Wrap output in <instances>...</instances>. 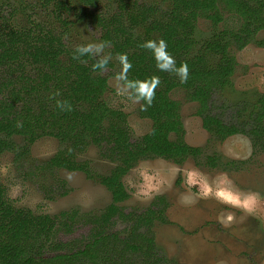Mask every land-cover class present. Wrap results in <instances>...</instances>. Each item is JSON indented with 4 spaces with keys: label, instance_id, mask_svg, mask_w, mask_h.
Here are the masks:
<instances>
[{
    "label": "trees",
    "instance_id": "1",
    "mask_svg": "<svg viewBox=\"0 0 264 264\" xmlns=\"http://www.w3.org/2000/svg\"><path fill=\"white\" fill-rule=\"evenodd\" d=\"M79 1L83 7L76 15L92 19L114 55L126 54L132 65L127 70L129 80L159 77L151 106L142 109L140 101L138 111L141 118L151 121V128L132 138L126 114L102 98L106 78L98 74L100 67L94 70L96 58L74 59V50L62 42L64 30L57 33L32 22L29 27H15L6 25L4 18L0 25V155L11 152L18 162L38 139L54 138L60 144L57 154L34 164L27 177L49 179L51 185L41 186L45 197L52 200L69 190L57 177L58 169L80 171L104 185L111 202L97 213L74 208L55 215H33L29 209L16 207L0 185V264H175L152 243L150 226L154 217L163 214V197L151 204L155 209L125 212L120 203L129 195L121 180L143 160L160 158L176 165L188 158L198 162L201 149L186 143L180 104L170 97L176 88L184 90L187 101L196 103L195 115L210 136L223 142L242 134L254 148L259 145L264 151V94L249 114L245 106L237 108L227 122L213 108L215 95L230 85L236 66L229 47L241 50L264 31V0H162L169 5L163 11L147 6L144 1L148 0H118L119 11L110 17L89 11L98 0ZM50 2L51 14L66 25L61 16L71 11L69 1L43 3L50 6ZM224 12L236 19L235 27L214 33L193 54L198 18L217 27L224 21ZM123 15L132 25L129 28L123 25ZM139 27L144 29L142 36L130 32ZM160 39L166 42L176 66L187 64L184 83L175 74L159 70L151 51L142 47L145 41ZM257 44L264 46L262 41ZM107 66L112 65L108 62ZM58 100L67 101L71 111H61ZM14 136L21 137L23 144L17 145ZM90 146L114 165L107 176L96 175L88 161L78 160ZM206 159L214 165L213 158ZM79 227H88L85 235L61 240ZM141 227L144 233L139 232Z\"/></svg>",
    "mask_w": 264,
    "mask_h": 264
},
{
    "label": "rangeland",
    "instance_id": "2",
    "mask_svg": "<svg viewBox=\"0 0 264 264\" xmlns=\"http://www.w3.org/2000/svg\"><path fill=\"white\" fill-rule=\"evenodd\" d=\"M42 1L0 0V9H10L4 14L5 18H10V23L18 27H29L33 22L49 26L57 33L64 30L62 41L69 49L100 41L101 31L89 19L78 21L74 10L64 12L65 27L52 17V9ZM69 1L73 8L80 5L78 0ZM115 7L114 0H99L97 11L102 15L111 14ZM223 17L224 21L217 27L200 18L196 39L203 43L214 33L235 27L236 19L226 12ZM261 41L264 42V31L257 33L253 41L241 50L234 45L229 47L228 52L234 57L236 66L230 85L215 95L213 104L215 114L223 120L232 118L239 107L245 106L249 111L257 104L258 97L264 94V46L257 44ZM105 51L108 52L107 48ZM119 69L115 62L113 69L101 72L102 76L108 77V89L102 98L109 107L126 114L131 136L136 139L149 132L151 122L139 116L140 102L129 100L118 90L114 76ZM170 97L180 104L186 143L200 147L204 155L219 154L223 167H197L192 160L181 165L160 158L143 160L123 178L130 196L123 205L126 209L143 210L156 196L166 199L165 222H156L153 231L159 251L176 264H264V152L253 151L250 140L244 135H233L223 142L210 141L200 118L195 115L196 103L185 99L182 88L173 90ZM13 139L17 145L23 144L21 137L14 136ZM59 147L56 139L43 137L35 141L29 147V154L18 162L13 160L11 152L1 154L0 168L7 167V171L0 172V185L7 197L16 207L29 209L33 215H55L74 208L83 212L101 210L110 202V194L101 183L88 179L82 172L59 169L57 177L67 183L69 190L65 196L52 200L45 197L41 186L51 185L49 179L43 181L27 177L34 164L55 156ZM78 160L88 161L98 176L108 175L113 168L112 163L100 157L94 146L88 147ZM229 161L236 162V167H226ZM190 171L197 173L192 177L194 183L187 182ZM142 172L155 176L154 184L159 181L147 197L134 195L142 183ZM202 179L211 189L206 194ZM237 191L256 193L259 197L256 205L246 210L223 203L217 196L218 192L227 196ZM229 214L232 215L230 222L224 220ZM86 232L85 227H79L73 235L61 236V240L78 238Z\"/></svg>",
    "mask_w": 264,
    "mask_h": 264
},
{
    "label": "clouds",
    "instance_id": "3",
    "mask_svg": "<svg viewBox=\"0 0 264 264\" xmlns=\"http://www.w3.org/2000/svg\"><path fill=\"white\" fill-rule=\"evenodd\" d=\"M110 46L109 41H93L86 44H79L75 47L73 52L74 59H81L85 55L96 57L95 67H100L103 69L107 66L109 60L113 59L111 53L106 52L105 49ZM142 47L151 51L154 60L156 61V67L161 71H169L175 74L181 83H184L188 79V66L186 63H181L176 66L175 60L167 51L166 42L163 39L160 40H148L142 44ZM103 53V55H101ZM115 59L121 65V71L116 73L114 79L118 83V90L121 94L126 95L129 100L134 102L143 101L141 105L142 109L151 106L153 102L154 89L159 84V77L152 76L143 81L140 80H129L127 75V70L132 67L131 62L128 61L126 54L120 53L115 56ZM54 95H58L55 93ZM57 107L61 111H71V105L67 101H57ZM7 167L0 168V172H6ZM197 175L195 172L187 173V182L194 183L192 177ZM142 183L138 187L134 195L147 197L150 194V190L156 188L159 184L153 175H148L146 173H141ZM201 183L204 184L205 194L210 192L206 181L203 179ZM217 196L221 198L223 203L230 204L234 207H240L246 210H251L257 203L259 197L256 193H240L236 192L232 195L225 196L223 193H217ZM225 221L230 222L232 220V215L229 214L224 218Z\"/></svg>",
    "mask_w": 264,
    "mask_h": 264
},
{
    "label": "flooded vegetation",
    "instance_id": "4",
    "mask_svg": "<svg viewBox=\"0 0 264 264\" xmlns=\"http://www.w3.org/2000/svg\"><path fill=\"white\" fill-rule=\"evenodd\" d=\"M45 0H43L42 1V3L44 2ZM67 1H69V0H67ZM78 2H79V4L80 5H78V8H73L72 7V5H70V1L68 2L69 3V6H70V10L71 11H75V13H76V11H78V9L79 8H82L83 7V4L78 0ZM98 2H99V0L97 1V3H96V7H89V11H91L92 13H98L99 15H101V16H104V17H110L111 15H113V14H115V13H118V11H119V1L118 0H114V2H115V10H114V12L113 13H111V14H105V15H102L101 13H99V11H97V6H98ZM139 3H141V1H139ZM144 3L148 6H151L152 8H155V9H160L161 11H163V10H166L168 7H169V5H168V3L167 2H163L162 0H148V1H144ZM44 5H47V4H45V3H43ZM52 4L53 3H51L50 2V6L49 5H47L48 6V8L49 9H52ZM6 8V7H5ZM10 9H8L7 11H9ZM7 11H3L2 9H0V25H3V23H4V18H5V13H7ZM71 11H68V12H71ZM65 12V11H64ZM64 12H62V14L64 13ZM12 13V12H11ZM14 13H12L11 15H13ZM52 15V14H51ZM52 17L54 18V16L52 15ZM61 18H62V16H61ZM123 25H124V27H127V28H129L130 26H132L128 21H127V19H126V17L123 15ZM6 19H8L7 20V23H6V25H10V26H15V27H18L17 25H13V24H11L10 23V18H6ZM56 19V18H55ZM85 19H89L90 21H91V23L95 26V27H97L98 29H100L98 26H96L95 25V23H93V21H92V19L90 18V17H87V18H85ZM85 19H80L78 16H77V20L78 21H82V20H85ZM200 18H198V20H199ZM61 20H63V19H61ZM198 20H197V22H198ZM207 20V19H206ZM64 22H66L67 23V21H65V20H63ZM210 22V21H209ZM61 23V22H60ZM65 23V24H66ZM222 23V22H221ZM32 24H41V23H33L32 22ZM32 24L30 23V26H32ZM43 25V24H42ZM219 25V24H218ZM65 27L67 26V24L66 25H64ZM69 26V25H68ZM196 26H197V23H196ZM43 27L44 28H48L47 26H44L43 25ZM49 28H51V27H49ZM100 31H101V35H100V41L102 40V34H103V32H102V30L100 29ZM130 32L132 33V34H134V35H140V36H142L143 35V32H144V29L142 28V27H139V28H136V29H133V30H130ZM61 39H63V35L61 36ZM194 40H195V46H194V50L192 51V53L193 54H195L200 48H201V44H203V43H201V42H199L197 39H196V36H195V34H194ZM63 42V41H62ZM64 44V43H63ZM65 46V45H64ZM66 47V46H65ZM67 48V47H66ZM111 45L107 48V50H108V52L109 53H111L112 54V56H113V59H111V60H109V63L112 65V66H107V67H104L102 70H101V72L104 70V69H113V67H114V64H115V62L118 64V66H119V71L117 70V73L118 72H120L121 71V65H120V63L115 59V56L116 55H114L112 52H111ZM67 49H69V48H67ZM75 48H73V49H70V50H74ZM229 50V49H228ZM96 58V57H95ZM113 60V61H112ZM101 72H99L98 74L100 75V76H102L101 75ZM233 75V74H232ZM102 77H104V76H102ZM106 78V87H107V89H108V77H105ZM231 78V77H230ZM230 82H231V80H230ZM229 86V85H228ZM228 86H226V87H228ZM177 89V88H176ZM175 90V89H174ZM107 91V90H106ZM173 91V90H172ZM171 91V92H172ZM170 92V93H171ZM104 95V94H103ZM240 108V107H239ZM238 108V109H239ZM245 109H248V108H246L245 107ZM237 110V109H236ZM247 114H249V111L248 110H246V115ZM143 119H146V118H143ZM149 120V119H148ZM201 120V119H200ZM229 120V119H228ZM228 120H224L225 122H227ZM151 122V121H150ZM202 125V124H201ZM204 130V129H203ZM205 131V130H204ZM207 134L209 135V138H210V141H213V142H219L217 139H215V138H213L212 136H210V134L207 132ZM237 135H242V134H237ZM245 136V135H244ZM247 137V136H246ZM248 138V137H247ZM249 139V138H248ZM250 140V139H249ZM251 143V142H250ZM251 146H252V144H251ZM252 149H253V151H258V150H260V146L259 145H257L255 148L252 146ZM260 151H262V150H260ZM262 152H264V151H262ZM57 154V153H56ZM208 157H211V158H213L214 159V165H212V166H210L209 164H207V159L206 158H208ZM199 160H198V162H196L195 160H193V159H191V158H188L187 160H192L193 162H194V165L195 166H197V167H202V168H209V169H222V167H223V164L221 163V157H220V155L219 154H211V155H208V154H206V155H204V152H203V149H201V154H200V156H199V158H198ZM186 160V161H187ZM185 162V161H184ZM231 162H233V161H229V162H226L227 163V165H226V167L228 166V168H231V167H236L235 165V163L236 162H233V166H230L229 165V163H231ZM114 166V165H113ZM133 169V168H132ZM59 170V169H58ZM68 171V170H67ZM72 172H75V171H72ZM76 172H80V171H76ZM129 173V172H128ZM127 173V174H128ZM126 174V175H127ZM125 175V176H126ZM107 176V175H106ZM124 176V177H125ZM123 177V178H124ZM123 178H122V180H121V182H122V184H123V186H124V183H123ZM102 185V184H101ZM104 186V185H103ZM105 187V186H104ZM124 188H125V186H124ZM107 190V189H106ZM126 190V189H125ZM108 191V190H107ZM109 192V191H108ZM127 192V191H126ZM128 193V192H127ZM109 194H110V192H109ZM129 195V194H128ZM130 197V196H129ZM157 197V196H156ZM156 197L153 199V201H151V203H150V205L147 207V208H145V209H143V210H140V209H136V208H128V209H126V207L123 205V203L125 202V201H127V200H125L124 202H122V203H120V205H122V206H124V208H125V212H128V211H135V212H137V213H140V212H143V211H145L146 209H148V208H152V209H155V207L154 206H151V204L154 202V201H156ZM163 200H164V210H163V214L161 215V216H159V218L158 217H154L153 219H152V225L150 226V231H151V233H152V237H153V240H152V243L155 245V247L158 249V247H157V244H156V241H155V235H154V231H153V227H154V225H155V223L156 222H158V221H160V222H165V218H164V216H165V210H166V206H167V202H166V199L163 197ZM110 202H111V195H110ZM109 202V203H110ZM109 203L107 204V205H109ZM106 205V206H107ZM105 206V207H106ZM105 207H103L102 209H104ZM101 209V210H102ZM79 211L80 212H83V211H81L80 209H79ZM100 211V210H99ZM99 211H97V212H99ZM97 212H94V213H97ZM121 227H122V225H121ZM121 227H119V228H121ZM86 229H87V231H88V227H85ZM77 230H78V228H77ZM76 230V231H77ZM75 231V232H76ZM74 232V233H75ZM139 232H141V233H144L145 232V228L144 227H141V228H139ZM74 233H72V234H70V235H66V236H71V235H73ZM81 237V236H80ZM80 237H78V238H80ZM68 239H71V240H73V239H77L76 237H73V238H68ZM141 243H145V242H141ZM159 250V249H158ZM161 252V251H160ZM163 254V253H162ZM164 255V254H163ZM166 257V256H165ZM167 258V257H166ZM168 260H171V259H169V258H167ZM173 261V260H172ZM174 262V261H173ZM175 263V262H174ZM176 264V263H175Z\"/></svg>",
    "mask_w": 264,
    "mask_h": 264
}]
</instances>
